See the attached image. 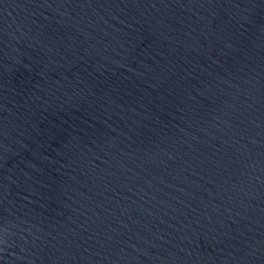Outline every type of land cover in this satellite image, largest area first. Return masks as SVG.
Returning a JSON list of instances; mask_svg holds the SVG:
<instances>
[{"label": "water", "instance_id": "water-1", "mask_svg": "<svg viewBox=\"0 0 264 264\" xmlns=\"http://www.w3.org/2000/svg\"><path fill=\"white\" fill-rule=\"evenodd\" d=\"M0 264H264V0H0Z\"/></svg>", "mask_w": 264, "mask_h": 264}]
</instances>
